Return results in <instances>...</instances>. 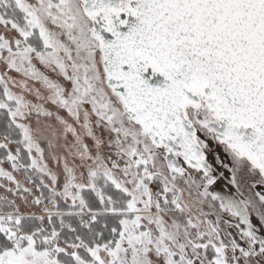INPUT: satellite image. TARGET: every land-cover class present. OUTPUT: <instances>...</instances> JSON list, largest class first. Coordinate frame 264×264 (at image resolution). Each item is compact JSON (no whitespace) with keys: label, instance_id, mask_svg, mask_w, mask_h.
<instances>
[{"label":"snow or ice","instance_id":"6c2138e0","mask_svg":"<svg viewBox=\"0 0 264 264\" xmlns=\"http://www.w3.org/2000/svg\"><path fill=\"white\" fill-rule=\"evenodd\" d=\"M0 264H264V0H0Z\"/></svg>","mask_w":264,"mask_h":264}]
</instances>
